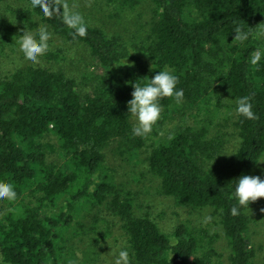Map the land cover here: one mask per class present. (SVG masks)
Returning <instances> with one entry per match:
<instances>
[{
  "label": "trees",
  "instance_id": "16d2710c",
  "mask_svg": "<svg viewBox=\"0 0 264 264\" xmlns=\"http://www.w3.org/2000/svg\"><path fill=\"white\" fill-rule=\"evenodd\" d=\"M23 1L0 46L3 37L35 35L44 25L92 61L82 59L88 67L78 80L55 67L64 51L49 45L40 62L0 71V182L17 193L0 201V264H95L103 236L114 234L105 213L120 224L118 252L127 251V264H255L250 229L257 220L249 205L230 214V192L233 180L251 176L264 158V0H99L110 18L147 4V34L131 44L82 15L87 34L74 38L63 23L73 11L60 0ZM236 26L247 40H233ZM163 68L178 76L183 97L162 98L153 131L133 136L132 85ZM241 96L250 97L255 119L235 112ZM173 107L179 124L164 130ZM56 152L62 161L53 160ZM109 153L143 156L158 195L184 210H211L226 259L220 233L188 220L167 232L150 209L138 214L141 189L133 193L132 181L120 180Z\"/></svg>",
  "mask_w": 264,
  "mask_h": 264
},
{
  "label": "rangeland",
  "instance_id": "374dc122",
  "mask_svg": "<svg viewBox=\"0 0 264 264\" xmlns=\"http://www.w3.org/2000/svg\"><path fill=\"white\" fill-rule=\"evenodd\" d=\"M60 1L70 11L79 13L83 17L91 18L101 27L107 28L110 33L122 36L129 44L137 40L139 41L147 34L149 11L146 9V3L141 5L137 10L124 12V14L118 18H110L109 10L100 6L99 0ZM25 6L26 4L23 0L3 1L0 6V39L3 31L5 34V28H11L17 22V11L25 8ZM96 8L98 10H96ZM41 27L47 30L44 25ZM48 32L50 33L48 45L63 50L65 55V59L55 67L60 66L58 68L71 71L70 74L76 76L78 80H80V78L83 79L84 74H86L84 73V70H86L88 66L82 63V59H86L88 62L92 61L88 53L80 46L67 44L62 39L54 37L50 31ZM18 40L19 39L12 38V40L6 41L3 37V44L0 46V71L3 74L10 73L11 71L25 65L32 64V62L24 60L22 54L18 51ZM89 69L91 71V66ZM171 110L173 111V117L175 119H170L164 130L170 129V125L172 123L176 124V126L179 124L176 110L174 107ZM191 115H193V112L189 114V116ZM194 118L188 117L191 123L194 122ZM181 125H183V122L180 123V127H182ZM153 128L154 126L152 127L151 132L153 131ZM51 140L54 139L51 138ZM50 154L53 160L57 159L62 161V158L57 152L55 154ZM142 158L143 156L135 158L119 157L109 153L107 159L109 167L117 173V176L122 182L132 181L130 186L133 188V193L135 191L134 188L138 187L141 189V191H135L137 193L136 197L139 204L137 213H147L148 209H150L153 211L154 215L160 216L159 221L167 232H170L179 220H188L191 225H203L210 231L220 233L221 238L219 239L218 249L221 253H224L223 258L225 260L227 245L224 240L221 227L218 226L217 218L212 215L211 210L206 208L184 210L177 207L171 198L158 195L155 188H152L149 177L145 174V170L142 165L143 162L140 160ZM253 175L264 178V158L253 170L251 176ZM153 185L156 187V183ZM249 208L253 218H256L257 220L253 222L250 229L251 240L254 242L253 246L256 251L255 264H264V211H262V209H264V198H258L257 201L250 202ZM100 217L110 223V228L114 234L109 237L103 236L101 258L95 264H116V258L119 253L118 250L124 247L123 243L125 241L122 242L124 235L120 229V224L117 223V220L108 217L106 213L100 215ZM86 221L91 222L92 218L88 217L84 222ZM99 226L102 227L103 225L99 224ZM102 234L103 231H101L100 234L98 233L100 238L102 237ZM121 264H123V261H121Z\"/></svg>",
  "mask_w": 264,
  "mask_h": 264
},
{
  "label": "clouds",
  "instance_id": "9594fccd",
  "mask_svg": "<svg viewBox=\"0 0 264 264\" xmlns=\"http://www.w3.org/2000/svg\"><path fill=\"white\" fill-rule=\"evenodd\" d=\"M45 11H47L45 9ZM63 23L72 29V35L84 37L87 34V24L79 13L68 12L63 17ZM234 32L235 41L243 42L248 39L249 33L240 26H236ZM50 33L43 27L34 35L31 31H22L18 40V51L23 59L32 63H38L39 58L48 50ZM260 56L257 53L251 63L255 64ZM178 76L170 69L163 68L155 71V74L143 81L132 85L131 99L127 102V114L134 119L135 124L131 129L133 136L143 137L149 133L153 125L160 118L162 106L160 100L171 97L179 103L183 97V90L177 87ZM235 112L245 119H255L250 97L241 96L235 101ZM213 163V162H212ZM230 196L233 204L230 214L238 215L240 208H248L250 202L264 198V178L242 174L233 180ZM17 193L11 183L0 182V201H14ZM264 211V209H262ZM127 251L121 250L116 258V264H127Z\"/></svg>",
  "mask_w": 264,
  "mask_h": 264
}]
</instances>
